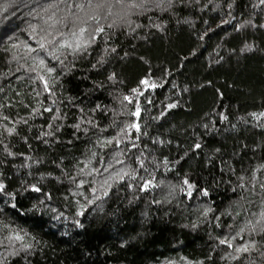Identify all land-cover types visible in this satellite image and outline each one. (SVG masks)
Listing matches in <instances>:
<instances>
[{"label": "trees", "instance_id": "obj_1", "mask_svg": "<svg viewBox=\"0 0 264 264\" xmlns=\"http://www.w3.org/2000/svg\"><path fill=\"white\" fill-rule=\"evenodd\" d=\"M0 264H264V0H0Z\"/></svg>", "mask_w": 264, "mask_h": 264}, {"label": "snow or ice", "instance_id": "obj_2", "mask_svg": "<svg viewBox=\"0 0 264 264\" xmlns=\"http://www.w3.org/2000/svg\"><path fill=\"white\" fill-rule=\"evenodd\" d=\"M146 83V82H145ZM19 238V237H18ZM222 243H223V241H222ZM242 250H246V249H242Z\"/></svg>", "mask_w": 264, "mask_h": 264}]
</instances>
